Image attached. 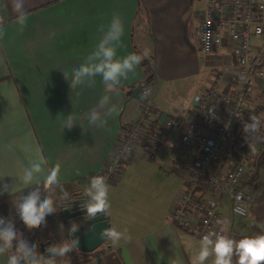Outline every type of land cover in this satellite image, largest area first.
Segmentation results:
<instances>
[{"label": "crops", "instance_id": "obj_1", "mask_svg": "<svg viewBox=\"0 0 264 264\" xmlns=\"http://www.w3.org/2000/svg\"><path fill=\"white\" fill-rule=\"evenodd\" d=\"M204 6V0H27V26L18 34L9 0H0L6 31L0 40V185L11 188L0 195V217L33 187L39 186L47 194L42 184L25 186L17 178L21 167L28 164L24 144L39 149L48 168L61 165V185L70 200L86 199L84 190L105 165L120 129L148 104L153 114L147 135L156 133L167 116L183 122L166 133L153 157L145 152L150 138L142 137L123 162L121 174L108 183V227L127 229L131 239L118 246L104 240L90 253H72L70 264L76 255L80 260L73 264H171L176 257L183 264H192L201 240L169 218L174 196L186 182L183 169L173 160V146L194 113L195 97L209 87L214 73L233 62L227 46L212 53L199 52L197 30ZM114 13L125 23L118 57L146 48L151 50L150 56L129 74L118 92H106L99 77L95 87L72 89V69L95 49L101 35L98 26L107 25ZM146 84L150 90L141 98L134 89ZM220 89L231 90L230 74L224 75ZM103 95L110 96L114 111L107 126L97 128L89 124L87 115ZM263 95L264 75L245 103L250 114L262 107L258 118L264 130ZM71 112L78 119L77 126L69 130L63 128V121ZM263 152L264 141L249 163L255 200L247 217L234 215L227 198L220 202L217 230L235 240L264 234V163L258 166ZM187 156L194 160L195 149ZM60 195L57 188L53 199L58 211L46 217L56 232L61 223L66 230L70 222L80 221L64 215L68 205ZM16 228L27 238L34 230L26 229L22 222ZM0 264H7L6 256L0 257ZM205 264H213V258Z\"/></svg>", "mask_w": 264, "mask_h": 264}, {"label": "built area", "instance_id": "obj_2", "mask_svg": "<svg viewBox=\"0 0 264 264\" xmlns=\"http://www.w3.org/2000/svg\"><path fill=\"white\" fill-rule=\"evenodd\" d=\"M197 34L199 52L212 53L227 46L233 60L214 73L209 87L196 96L199 101L195 99L194 113L185 121L173 146V160L183 169L186 182L174 196L169 218L201 240L209 232H218L219 206L224 197L230 202L231 212L241 218L247 217L255 200L249 163L263 147L264 130L261 126L254 137L241 132L235 141L229 136L241 119L250 121L246 99L264 75V0H205ZM225 74L231 75V90L221 91ZM144 90L149 92L147 84L140 89L142 96ZM213 110L215 115L211 117ZM152 114L150 106L144 104L136 119L120 129L99 172L107 183L118 178L123 162L142 137L150 138L145 152L153 157L166 133L183 122L167 116L156 133L147 135ZM190 149H195L194 160L187 156Z\"/></svg>", "mask_w": 264, "mask_h": 264}, {"label": "clouds", "instance_id": "obj_3", "mask_svg": "<svg viewBox=\"0 0 264 264\" xmlns=\"http://www.w3.org/2000/svg\"><path fill=\"white\" fill-rule=\"evenodd\" d=\"M9 3L16 17V31L22 34L28 22L27 0H9ZM4 23V19L0 17V40L6 35ZM97 30L101 34L99 42L83 62L72 69L70 86L72 89L95 87L96 78L99 77L106 92H118L122 82L129 79V74L135 73L136 68L150 56L151 50L146 48L142 53L133 52L118 57V48L123 47L125 23L117 13L112 15L107 25L100 24ZM64 77L69 81L67 74H64ZM76 94L79 96L80 93ZM143 94L147 95L148 90H144ZM110 99L109 95H103L91 109L87 115L90 125L97 128L107 126L108 117L114 111V107L110 106ZM195 99L199 101V97ZM214 115V110L209 113L211 117ZM77 119L76 115L69 113L65 116L63 128L70 130L77 126ZM261 126L262 121L259 118L250 117V122L244 124L242 131L254 137ZM22 151L28 157V164L21 167L18 180L25 186L42 184L43 188L47 189V194H42L41 187H33L14 204L15 211L26 229L46 227V217L58 211L53 199L55 190L60 189L61 200H70L69 193L61 185V165L56 163L48 168L47 160L31 143L24 144ZM109 188L106 177L97 175L91 178L84 190L86 199L82 204L88 219L110 215ZM10 190L7 185H0V195ZM58 230L62 237L60 241L49 245L44 253H41L38 251V243L25 237L24 233L16 228L11 217H0V257L6 256L7 264H70V254L80 251L79 238L73 235L79 230V225L70 222L65 230L61 223ZM99 236L103 240L111 241L114 246L131 239L127 229L120 231L115 227L103 229ZM209 258H213V264H264V234L235 240L222 233L209 232L202 237L199 250L192 258V264H205ZM171 264H183V260L176 257Z\"/></svg>", "mask_w": 264, "mask_h": 264}, {"label": "water", "instance_id": "obj_4", "mask_svg": "<svg viewBox=\"0 0 264 264\" xmlns=\"http://www.w3.org/2000/svg\"><path fill=\"white\" fill-rule=\"evenodd\" d=\"M140 85L134 89V91H140ZM139 96H142L141 94ZM84 199H71L66 204L67 208H63V213L67 217H77L80 221L79 230L74 233L75 237L79 238V249L81 253H90L98 248L102 243L103 239L99 236V233L108 228L106 216L99 215L95 218L88 219L86 211L82 208ZM49 244V241L41 242L39 245V251L44 253L45 248Z\"/></svg>", "mask_w": 264, "mask_h": 264}, {"label": "rangeland", "instance_id": "obj_5", "mask_svg": "<svg viewBox=\"0 0 264 264\" xmlns=\"http://www.w3.org/2000/svg\"><path fill=\"white\" fill-rule=\"evenodd\" d=\"M15 213H16L15 207L8 206V207H6V209L3 213V217L4 218L11 217L14 220L15 226H18L21 221ZM46 221H47L46 227L36 228L32 232H28V234H29L28 239L30 241H36L38 243V251H39V245L41 242L49 241V244L47 245V247H48L49 245H51L53 243L59 242L60 239L62 238L61 233L59 231L58 232L53 231L51 226H49L48 219H46ZM79 260H80V256L76 255L72 264L75 263V261H79Z\"/></svg>", "mask_w": 264, "mask_h": 264}, {"label": "trees", "instance_id": "obj_6", "mask_svg": "<svg viewBox=\"0 0 264 264\" xmlns=\"http://www.w3.org/2000/svg\"><path fill=\"white\" fill-rule=\"evenodd\" d=\"M263 97H264V95H263ZM261 110H262V107H258L253 112L252 117H257L258 118V114L260 113ZM245 123L246 122H243V121H240V122L236 123V126L234 127V129L230 133V137L233 139V141H235L237 139V137L240 134V132L242 131L243 126H244ZM237 126H240V130L239 131H237ZM261 157L262 158H260L259 161H258V166H260V165H262L264 163V152H263V155ZM85 260L82 259V262H84Z\"/></svg>", "mask_w": 264, "mask_h": 264}]
</instances>
